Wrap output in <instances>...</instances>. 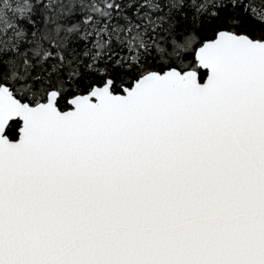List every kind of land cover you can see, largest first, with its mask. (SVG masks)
I'll return each mask as SVG.
<instances>
[{"label":"snow or ice","instance_id":"obj_1","mask_svg":"<svg viewBox=\"0 0 264 264\" xmlns=\"http://www.w3.org/2000/svg\"><path fill=\"white\" fill-rule=\"evenodd\" d=\"M0 264H264V9L0 0Z\"/></svg>","mask_w":264,"mask_h":264},{"label":"trees","instance_id":"obj_2","mask_svg":"<svg viewBox=\"0 0 264 264\" xmlns=\"http://www.w3.org/2000/svg\"><path fill=\"white\" fill-rule=\"evenodd\" d=\"M252 3L254 5V11L259 12L264 9V0H252Z\"/></svg>","mask_w":264,"mask_h":264}]
</instances>
